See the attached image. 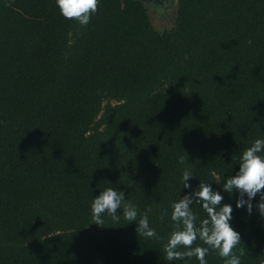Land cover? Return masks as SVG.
I'll return each mask as SVG.
<instances>
[{
	"label": "trees",
	"instance_id": "16d2710c",
	"mask_svg": "<svg viewBox=\"0 0 264 264\" xmlns=\"http://www.w3.org/2000/svg\"><path fill=\"white\" fill-rule=\"evenodd\" d=\"M257 137L264 0H178L171 30L144 0H98L87 25L56 0H0V264H199L167 261L164 244L173 202L201 180L233 205L241 264H264L259 193L249 214L222 188ZM109 186L157 238L122 213L93 222V195Z\"/></svg>",
	"mask_w": 264,
	"mask_h": 264
},
{
	"label": "clouds",
	"instance_id": "9594fccd",
	"mask_svg": "<svg viewBox=\"0 0 264 264\" xmlns=\"http://www.w3.org/2000/svg\"><path fill=\"white\" fill-rule=\"evenodd\" d=\"M56 4L65 18H75L81 25H87L91 13L97 10L98 0H56ZM179 162L184 164L185 158L179 157ZM193 175L188 170L183 171V188H192L190 179ZM222 188L230 196L234 191L238 192L239 198L235 206H246L249 214L253 211V198L259 193L256 207L264 216V137H257L244 149L238 171L224 179ZM222 200L224 195L220 190L214 189L212 183L201 180L195 189L173 202V231L164 244L167 261L194 256L199 264H208L207 255L215 251L223 258L224 264H241L243 253L237 254L235 251L241 241V233L231 223L233 205L227 202L221 204ZM194 204H199L206 213L203 219H199L193 211ZM90 209L92 220L98 225H102L107 218L119 222L122 213L128 223L136 222L138 233L147 238H157L158 234L150 225L148 216L144 214L137 219V206L126 198L125 192L119 186L106 187L93 195ZM198 240L201 243L193 246Z\"/></svg>",
	"mask_w": 264,
	"mask_h": 264
},
{
	"label": "rangeland",
	"instance_id": "374dc122",
	"mask_svg": "<svg viewBox=\"0 0 264 264\" xmlns=\"http://www.w3.org/2000/svg\"><path fill=\"white\" fill-rule=\"evenodd\" d=\"M154 26L158 30H171L176 23L178 0H144Z\"/></svg>",
	"mask_w": 264,
	"mask_h": 264
}]
</instances>
